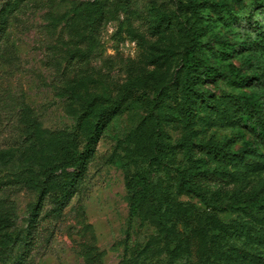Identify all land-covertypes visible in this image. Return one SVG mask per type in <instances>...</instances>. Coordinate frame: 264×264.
I'll return each instance as SVG.
<instances>
[{
  "label": "rangeland",
  "instance_id": "obj_1",
  "mask_svg": "<svg viewBox=\"0 0 264 264\" xmlns=\"http://www.w3.org/2000/svg\"><path fill=\"white\" fill-rule=\"evenodd\" d=\"M194 31L190 74L181 60ZM243 93L264 108V0H0V211L11 219L0 225V264H264V141ZM95 98L123 105L62 214L48 200L36 211L31 136L50 156L43 143L74 132ZM153 112L167 116V156L150 167L136 134ZM25 171L34 182L17 183ZM137 173L153 180L161 217L131 215ZM174 225L180 238L167 236Z\"/></svg>",
  "mask_w": 264,
  "mask_h": 264
},
{
  "label": "trees",
  "instance_id": "obj_2",
  "mask_svg": "<svg viewBox=\"0 0 264 264\" xmlns=\"http://www.w3.org/2000/svg\"><path fill=\"white\" fill-rule=\"evenodd\" d=\"M199 34L198 31L193 32V37L189 45L185 48L181 65L187 73L193 74L196 72L197 65V50L199 47ZM231 72L234 79L239 84H245L249 79L245 75H242L240 70L231 65ZM205 74L207 77L217 78L223 75V72L216 67H206ZM183 86L187 94L193 92L190 81L187 77L183 80ZM158 99V98H157ZM240 102L244 108V114L247 116V124L258 130V136L264 141V108L262 107L259 99L247 93H243L239 97ZM103 102V106L98 108L95 115L92 118V125L90 126V132L85 135L84 128L87 123L88 117L93 112L94 106L97 102ZM158 102L164 103L165 100L159 99ZM123 105L122 101H106L102 98H95L90 101L89 107L78 120L74 132L66 134L61 133L50 139L47 145L51 150V155L45 154V151L38 147L40 142L38 135L35 133L31 136L33 139V145H31V152L28 159H33L39 166V172L41 179L36 183L41 193V201L35 208L36 211H40L43 206V202L48 200L53 204L51 215L58 217L62 214L64 208L70 203L71 199L78 190L79 183L83 180L87 173V167L91 161L96 146L100 138L104 133V129L113 118L114 115L119 113ZM185 114L190 116L191 104L184 102ZM167 120V116L150 114L140 124L136 134V152L139 156L146 159L150 167L162 164L163 159L167 156V149L163 143L158 141L159 137L164 136L162 123ZM70 167L72 170L69 172L68 179L63 184L62 189L59 191L55 189L56 181L58 178V172L60 170H67ZM198 174H195L194 181H198L200 178ZM35 176L28 171L22 173L20 181L17 183L31 184L34 182ZM130 187L132 189L131 195V215H146L152 218H159L162 216V206L159 202L156 189L152 179L147 176L137 173L130 180ZM186 209L177 206L173 209L175 214H179ZM37 214V213H36ZM181 214V213H180ZM11 222L9 213H2L0 211V225L9 224ZM176 226L171 227V232L167 236L179 237L175 231ZM177 233V234H176ZM26 256V255H25ZM20 261L17 264H21Z\"/></svg>",
  "mask_w": 264,
  "mask_h": 264
}]
</instances>
